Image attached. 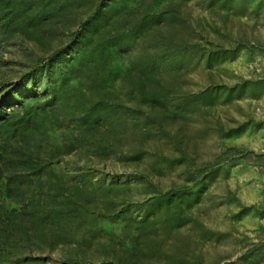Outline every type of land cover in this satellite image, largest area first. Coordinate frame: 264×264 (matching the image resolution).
<instances>
[{"label":"rangeland","instance_id":"374dc122","mask_svg":"<svg viewBox=\"0 0 264 264\" xmlns=\"http://www.w3.org/2000/svg\"><path fill=\"white\" fill-rule=\"evenodd\" d=\"M94 13L51 95L44 59ZM42 30L0 47V103L56 108L52 170L82 205L33 264H264V0H69Z\"/></svg>","mask_w":264,"mask_h":264},{"label":"trees","instance_id":"16d2710c","mask_svg":"<svg viewBox=\"0 0 264 264\" xmlns=\"http://www.w3.org/2000/svg\"><path fill=\"white\" fill-rule=\"evenodd\" d=\"M68 1L0 0V47L18 35L41 36L44 27H53L61 20ZM100 23L98 13H94L88 25L61 46L67 54L53 52L44 59L51 95L57 93L52 75L67 74L76 65ZM85 54L89 56L90 51ZM3 99L17 106L7 112L0 103V264H33L46 240L59 241L69 216L79 213L82 204L79 208L73 205L63 191L62 178L52 170L64 148L51 144L48 136L56 108L48 109V103L39 98L20 100L10 92ZM80 127L83 139L101 131L98 124L87 121Z\"/></svg>","mask_w":264,"mask_h":264}]
</instances>
